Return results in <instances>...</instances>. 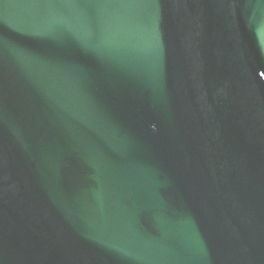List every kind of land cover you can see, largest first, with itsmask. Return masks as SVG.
Returning <instances> with one entry per match:
<instances>
[{"label":"water","instance_id":"water-1","mask_svg":"<svg viewBox=\"0 0 264 264\" xmlns=\"http://www.w3.org/2000/svg\"><path fill=\"white\" fill-rule=\"evenodd\" d=\"M0 264H264V0H0Z\"/></svg>","mask_w":264,"mask_h":264}]
</instances>
